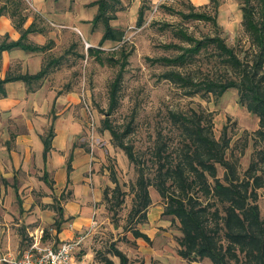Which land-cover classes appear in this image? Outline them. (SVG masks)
Returning <instances> with one entry per match:
<instances>
[{
  "label": "rangeland",
  "instance_id": "rangeland-1",
  "mask_svg": "<svg viewBox=\"0 0 264 264\" xmlns=\"http://www.w3.org/2000/svg\"><path fill=\"white\" fill-rule=\"evenodd\" d=\"M242 2L243 0H208L205 4H199L195 0L110 2L115 7L108 14H114L109 19V24L122 31V38L106 39L102 43L99 39L104 26L100 21L91 25L90 30L87 26V34L70 29V37L63 32L65 27H54L56 36L48 42L51 50L46 52V56L59 58L60 66L47 73L51 77L48 79L50 84L60 87L62 91L69 90L77 94L78 106L87 113V122L77 141L82 142L85 149L98 159H92L91 172L98 175L101 197L94 202V229L91 232L85 229V232H90L88 237L95 243L100 255L116 247L125 254L129 253V264H143L144 256L133 250L137 246L132 229L146 226L152 229L148 220L139 223L138 216L131 220L129 218L133 196L131 186L136 178V168L125 152L112 143L109 131L101 128L104 117H108L120 129L130 124L133 130L126 136V141L133 144L135 153L141 159L147 160L151 157L156 131L161 129L167 132L169 129L166 119L169 109L188 110L192 107L211 111L214 135L218 137L222 127L227 125L232 142H241L245 130L250 132L258 127V117L240 104L235 87L228 88L219 96L205 92L187 95L184 89L162 77V73L170 69L183 73L191 71L200 77L207 72L220 75L223 66L218 56H214V49L210 45L200 48L192 61L188 60L183 64L169 63L168 58L186 53L185 49L191 45L188 35L204 39L218 34L240 54L244 50L250 51V42L242 25ZM90 6L88 2L83 7L88 10V14H95L96 5L91 9ZM139 17L140 24L137 22ZM79 29L82 30V27ZM88 44L104 50L103 63L87 54ZM108 56L116 62L109 63L111 60L106 58ZM119 74L121 80L117 102L107 116L111 85ZM247 135V148L240 158L241 171L252 156V137L255 135ZM95 161L99 162L96 166ZM148 163L147 171L152 169L149 160ZM48 177L50 182L47 185L52 190V204L57 216L56 222L52 224L54 227L61 210L60 204L70 198L72 189L69 188L70 179H67L60 187L61 191L55 193L53 189L58 187L55 186L56 180L51 174ZM112 177H115L120 186L122 203L114 204L113 198L111 203L114 205L108 208L103 193L105 189L114 187ZM148 189L151 201L153 197L156 200L154 204L163 205L164 200L156 188L151 185ZM258 192V204L261 214L264 215V190L259 189ZM151 204L148 209L152 207ZM161 216L170 220V223L158 226L159 238L171 237L175 241L181 233L178 223L170 215L162 213ZM43 236L50 238L46 230L43 231ZM196 264L209 262L202 260L196 261Z\"/></svg>",
  "mask_w": 264,
  "mask_h": 264
},
{
  "label": "trees",
  "instance_id": "trees-1",
  "mask_svg": "<svg viewBox=\"0 0 264 264\" xmlns=\"http://www.w3.org/2000/svg\"><path fill=\"white\" fill-rule=\"evenodd\" d=\"M110 2L118 0H110L109 4L108 0H98L93 19L94 23L100 21L104 26L101 43L106 39L122 38V31L109 24V19L114 17V14L109 16L110 11L115 7ZM12 3L15 5L12 11H16L20 0H12ZM3 8L0 6V14ZM241 8L250 51L244 50L240 54L218 34L204 39L188 35L191 45L185 49L186 53L168 58L169 63L192 61L200 48L210 45L214 49L215 55H212L218 56L222 63L220 75L207 72L200 77L191 71L183 73L177 69L162 73L163 78L184 89L187 95L205 92L219 96L228 88L235 87L240 104L258 117V127L250 132L245 130L241 142L231 141L227 125L222 127L218 137L214 135L211 111L192 107L188 110L169 109L166 114L169 129L167 132L156 131L148 159L152 169L147 171L148 160L141 159L133 144L126 141L132 126L127 124L120 129L108 117H104L101 123V128L109 131L112 143L125 152L136 168V178L131 186L130 220L138 216L139 223L147 221V210L152 202L148 187L154 186L164 200L163 213L178 223L181 233L176 237V252L188 263L206 260L209 264H264V215L258 204V191L264 190V0H243ZM137 22L141 23L140 17ZM32 29L30 26L25 32ZM24 38L22 35L13 41L0 40V54L2 50L15 46L29 50L44 48L28 43ZM102 53L104 50L99 47H87V54L99 63L104 61ZM108 60L111 64L116 62L111 58ZM59 63V58L50 57L46 66L36 74H8L0 78V96L5 95L6 81L21 78L29 85L41 78L49 66ZM119 77L120 74L111 85L107 116L117 102ZM248 133L255 135L252 137V156L241 171L240 158L247 148ZM53 134V127L49 126L42 136L44 155L51 148ZM70 158L71 155L66 162L68 172L71 169ZM112 179L114 187L105 189L103 193L108 208L122 203L120 186L115 177ZM113 198L114 204L111 203ZM132 234L150 242L149 236L139 228H133ZM107 252L115 255L119 264L130 262L119 248L114 247ZM97 257L105 264H113L105 255L98 253Z\"/></svg>",
  "mask_w": 264,
  "mask_h": 264
},
{
  "label": "crops",
  "instance_id": "crops-1",
  "mask_svg": "<svg viewBox=\"0 0 264 264\" xmlns=\"http://www.w3.org/2000/svg\"><path fill=\"white\" fill-rule=\"evenodd\" d=\"M195 1L199 4L208 2ZM88 2L90 9L96 5L94 11L97 12L98 0H20L16 11H12L14 3L0 0V6L4 7L0 14V40L13 41L24 35L28 43L44 46L37 50L20 46L2 50L0 78L8 74H36L44 68L50 58L46 56L51 50L48 42L56 36L54 27H65L63 32L69 37L72 36L70 29L87 34L85 30L95 24L96 15V12L88 14L83 7ZM30 26L33 29L25 32ZM80 26L82 30H78ZM102 35L103 32L99 40ZM59 66H49L41 78L29 85L21 78L6 81L5 95L0 96V264H10L2 257L19 255L33 241L57 245L79 236L81 241L72 251V264H105L97 257L99 249L88 237L95 224L94 202L100 199L101 191L98 175L91 172L92 159L97 157L77 141L87 122V113L78 106L79 98L75 92L62 91L50 84L51 77L47 73ZM49 126L53 127L54 134L51 148L44 155L42 136ZM69 155L71 169L68 172ZM97 162H94L95 166ZM49 174L58 186L53 189L55 193L61 191L60 187L67 179H70L69 188L72 189L70 198L60 204L54 227L52 224L57 216L52 190L47 185ZM155 202L152 197V207L147 211L152 229L149 226L140 229L149 236L150 242L134 237L137 246L134 252L144 256L143 264H196V261L188 263L177 254L176 239L159 238L158 226L169 224L170 220L161 216L164 206ZM85 229L90 232L86 233ZM44 230L50 238L43 236ZM103 255L113 264H119L118 258L110 252Z\"/></svg>",
  "mask_w": 264,
  "mask_h": 264
},
{
  "label": "built area",
  "instance_id": "built-area-1",
  "mask_svg": "<svg viewBox=\"0 0 264 264\" xmlns=\"http://www.w3.org/2000/svg\"><path fill=\"white\" fill-rule=\"evenodd\" d=\"M81 236L61 241L57 245H43L33 241L19 255H7L2 260L10 264H72V251Z\"/></svg>",
  "mask_w": 264,
  "mask_h": 264
}]
</instances>
